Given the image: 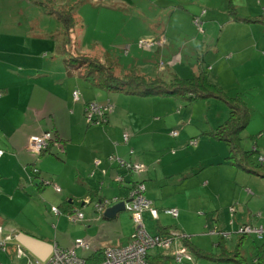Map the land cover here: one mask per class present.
<instances>
[{
    "label": "crops",
    "instance_id": "obj_1",
    "mask_svg": "<svg viewBox=\"0 0 264 264\" xmlns=\"http://www.w3.org/2000/svg\"><path fill=\"white\" fill-rule=\"evenodd\" d=\"M140 1L151 3L154 6L156 3H160L161 9L154 12V21L144 19L138 32L128 34V37H125L121 42L128 43L134 40L131 37L140 38L145 36L154 40L155 46H162L160 51L158 50L159 47L154 49L156 50L154 55H159L156 61L157 69H164V74L161 75L162 78L174 74L190 77L192 73L200 71L205 65L207 68L210 66L206 64L209 57L202 54H198L195 61L186 62L185 64L182 60L179 62L180 64L173 63L172 59L169 62V59L164 55L165 48L176 46L177 35L186 33L195 35L196 28L191 20L197 17L195 14L197 8L188 9L191 16L187 20L190 23L191 31L189 29H179L184 23V13L187 9H175V12H182L175 15H166V8L170 4L166 3L168 0ZM235 1L237 3V0ZM128 2L126 3L130 5L134 3L133 1ZM170 2H175L181 6L198 4V0H174ZM246 2V7H241L239 3L236 5L241 15L243 14L242 16L245 14L250 17L264 16V7L257 9L258 11L254 14L251 13L254 9V3H260L261 0H246ZM114 3L119 8L127 5L123 0H116ZM113 8L120 11L116 7ZM212 8L219 10V17L216 18L212 14ZM210 10V14L209 11H205L200 16L208 20H211V18L213 20L227 18V11L225 14L223 7L220 8L214 4L210 7ZM240 10L245 11L241 12ZM118 15L121 18V15L126 16L127 14L121 12ZM76 20L79 23L81 22L78 17ZM227 23L233 24L234 22L228 21ZM184 26L187 25L184 24ZM203 27L204 30L210 29L212 23H203ZM180 32L183 33L179 34ZM161 37H164L165 43L160 42ZM195 37L198 38L197 35ZM77 44L79 46V40ZM96 44L94 43L95 51H100V44ZM20 45L25 49L28 43H21ZM207 45L209 47L208 43ZM175 51H171L170 54ZM11 56L9 59L0 61V148L4 150V154L0 158V226L4 228V230L2 229L3 238L10 244L8 248V253L11 255L10 260L14 257L13 245L22 247L28 256L43 259L51 255L55 246L71 247L74 236L77 238L86 237L84 239L90 242L89 249L76 248L77 254L84 258L99 250L103 252V249L107 246L126 244L133 229L116 231L117 226L122 227L124 225L121 220L123 213L119 212L114 218L107 219L103 214H96L93 205L95 200L100 198L125 197L128 189L135 182H141L144 185L143 194L151 201V206L158 211L157 218H153L147 210L142 213V218L144 216L156 220L154 221L153 232H156L158 227H162L161 230L165 232L164 234H167V229H169V233L176 232L180 233L181 236L187 235L189 240L185 219L191 226L194 224L199 225L198 212L210 211L213 212L211 218L214 220V211H218L225 203L219 198V191L216 189L218 188L217 180L214 181L215 176L210 175L211 177L204 178V174H209L205 171L207 167L220 166L226 162L227 145L224 144V141L208 134L223 122L220 119L225 118L224 111L221 118L216 119L214 117L210 121L206 116L202 124L198 127L192 126L191 129L187 127L190 123L185 122L187 118L180 115L178 122H182L180 125L182 132L178 134L176 140L177 146H181L180 150L176 154L163 153L167 156H161L163 154L160 155V152H164L168 144L175 143L170 139L164 145L156 147L155 140L162 137V131L166 129L155 127L153 125L155 120H151V115L154 112L158 117L162 116L161 110L159 108L155 109L156 105H169L174 108L181 104L180 98L176 99L173 96L140 97L123 92L107 91L83 79L76 71L67 73L65 65L60 70L51 65L47 59L30 55L26 51L11 52ZM155 56L154 59L146 58L143 55L141 57L133 56L132 60L135 63L141 61L140 66H144L146 63L157 59ZM164 59L171 68L163 62ZM107 60L111 61L110 59ZM181 65L182 67H180ZM211 68V70H214L212 66ZM54 70L56 76L50 77L49 73ZM209 74V78L216 83L215 72ZM73 90H79L83 94L82 99L74 100ZM95 91H100L103 94V97L106 98L105 104L112 101L117 106L112 120L110 116L109 121L103 125L86 123L84 119L85 105L95 99L92 97ZM170 97H173L174 100H170ZM182 105L185 106V104ZM220 109L224 110L222 106L217 110ZM153 118L155 117L153 116ZM201 130L209 136H206L203 132L201 133ZM43 132H50L52 140L47 150L43 151L42 156L40 155L41 157L39 156V160H37L36 156L32 155L27 148L28 141L31 135H38ZM125 132L128 133L130 138L129 143L136 146L138 151L134 159L127 158L128 155L123 145H127L123 143V133ZM199 133L202 136L196 137L195 135ZM193 137L197 139L196 145H198L196 147L188 146L190 150L184 148L191 145L189 141ZM212 147L217 148L218 152H220L219 149L223 151L222 159L216 158L214 154L210 153ZM186 152L188 154L191 152L193 158L184 163ZM113 153H117L127 160L145 163L148 168L146 174L141 172L138 174L140 176L138 179L135 178L137 176L134 174L126 175L128 173L126 170L114 166L108 161L107 156ZM205 154H209L205 160H211L208 165L202 161ZM159 155L160 157L157 159ZM211 156L214 160L210 159ZM60 157L64 158L66 174H50L52 171L50 164L52 162L59 163L56 159ZM33 166L38 168V174L36 175L31 172ZM17 168L20 169V174ZM117 175L123 176L124 180L117 181L115 178ZM194 176H196L194 181H188L189 178ZM204 179L205 181H203ZM42 180L57 184L61 190L56 192L51 184L41 185ZM210 181L215 195L212 207L206 204L204 197H201V191L208 189L207 185ZM91 202V210L86 211L84 214L82 207ZM48 206H55L60 211L59 214H54L58 222V230L54 234L48 226V231H46L48 236L40 235L38 226L40 223H37V217L34 215H31L28 219L25 218L26 225H21L18 221L17 217L23 214V211L44 210L45 213L41 219L48 224L51 215H53L48 210L51 207ZM168 208H175L177 217L172 218V215L165 213L164 209ZM9 210L10 212L13 210L14 215L9 213ZM76 210L83 212L84 218L82 220L74 219V211ZM159 213L165 215L162 221H160ZM127 216H129L133 227L134 224L130 214ZM235 216L238 218V215L233 214L231 222L237 226ZM217 218L215 219V226L218 231H223L224 229L218 224ZM193 230L194 228L191 229V232H194ZM173 242L183 244L181 237L178 235ZM193 245L195 246V244ZM186 247L188 246L186 245ZM199 248L202 249V247ZM18 260L21 264L20 260L23 259L18 258ZM187 261L192 262V260ZM12 262L15 264V261L12 260Z\"/></svg>",
    "mask_w": 264,
    "mask_h": 264
},
{
    "label": "rangeland",
    "instance_id": "obj_2",
    "mask_svg": "<svg viewBox=\"0 0 264 264\" xmlns=\"http://www.w3.org/2000/svg\"><path fill=\"white\" fill-rule=\"evenodd\" d=\"M114 1L116 0H49L54 7L69 3L74 6L72 14L75 19L78 17L81 22L68 32H65L63 26L55 17L46 13L40 6L31 0H0V51H2L0 52V61L11 58V52L26 51V53L30 55H36L41 59H47L51 65L62 70V66L64 67L63 58L74 53H88L90 56H93L94 54L98 55L104 64H112L114 66L113 68L118 71L125 67L131 68L130 66H132L136 71L138 70L143 74L145 73L147 76L161 77V75L164 74V69H157L156 61L158 60L159 55H154L156 52L154 49L159 47L158 50L160 51L162 46L154 45L152 47H147L142 42L141 45H139V40H151L145 36L140 38L131 37V39L134 40L128 43L121 42L125 37H128V34L138 32L144 19L154 21V12L161 9V4L156 3L154 6L151 3L141 2L140 0H123L124 3L128 1H133L134 3L131 5L126 3L127 5H125V7L119 8ZM170 1L174 0H168L166 2L170 3L166 8V15H175L182 12H175V9H187L184 13V23L179 29H189L192 31V29H190V23H188L187 20V18L191 16L188 13V9L197 8V12H195L197 15V21L194 18L191 21L196 28L194 33L198 38L196 39L193 33L181 34L185 31L180 32L179 34L181 35L176 36V46L164 49L165 57L169 59V62L172 59L173 63H179L182 60L184 61L183 64L195 61L198 58V54L209 57L206 62V64L210 65L207 68L208 74L215 72L214 77L216 83L223 87L228 95L240 96L242 101L250 109V119L240 133L239 138L243 148L250 150V161L248 164L258 167L260 165H256L258 157L260 154L264 155V23L258 24L251 22V20L249 22L241 20V22L235 21L231 24L227 23V18H218L214 20L211 18V20H208L207 18H202L200 16L205 11H209L210 14V7L214 4L218 5L220 8L223 7L224 13L226 14L230 3L236 8L237 14L241 15L236 5L239 3L241 7H246V0H237V3L235 0H198V4H189L186 6H181ZM111 5L118 8L120 11H117L115 8L111 7ZM262 7H264V0H261L260 3H254V9L251 13H256L258 11L257 9H261ZM240 11L244 12L245 10ZM121 12H124L127 15H121V18H119L118 14H121ZM212 14L215 15L216 18L220 15L219 10L215 8H212ZM244 16L247 17L248 14H245ZM208 22L212 23V27L204 30L203 23ZM184 24L187 26H184ZM74 37H76V39L78 38L79 46L75 43ZM168 39L170 40V38ZM163 40L164 37H161L160 42L162 43ZM21 43H28L27 48H22L20 45ZM94 43H97L96 45L100 44V51H95ZM207 43L209 44V47ZM129 44H132L133 46H129ZM174 50L176 51L170 54V52ZM142 55L149 59H154L155 56L157 59L150 63H146L144 66H140L141 61L135 63L132 60L133 56L141 57ZM20 56L23 58L22 55ZM106 58L111 61H108ZM163 62L168 64L165 59ZM168 66L171 68L169 64ZM184 66L187 67L186 65ZM211 66L214 70H211ZM180 67H182V65ZM55 74V70L49 73L50 77L56 76ZM164 78H168V76H165ZM82 96L83 94L80 93L79 98L82 99ZM92 97L95 99L91 102L96 103L100 108L105 105L106 98L103 97V94H101L100 91H95ZM180 98L181 99H176H179L181 104L174 108H171L169 105H156L155 109L159 108L162 112V116L158 117L154 112L152 115L155 118L151 115V120H155V123L153 124L155 127H163L166 129L162 131V137L155 140L154 143L156 147L164 145L170 139L175 143L168 144V147L164 149V152H160V155L163 153L176 154L177 151L180 150L181 146H177L176 144L178 134L182 132V128L180 127L182 122H178L180 115L187 118L185 122L190 123L187 125L189 129H191L192 126L198 127L202 124L205 121L206 116L212 121L214 117L216 119L221 118L222 112L224 111L225 118L220 119L224 122V119L229 115V108L221 100L214 97L207 99L198 98L194 101L192 100V102H186L183 97ZM170 100L173 101L174 98L170 97ZM109 103V109L102 118L99 117L95 110L89 109L84 118L85 122L87 123V116L90 112L92 113L91 120L88 122L90 124H93L94 122H98V124L101 125L106 124L109 121L110 116L112 120L117 106L112 101ZM182 104H185V106ZM221 106L224 110H217ZM96 120L102 121L99 122ZM174 130L176 133L178 132L177 135L171 133ZM202 132L203 130H201V133ZM201 133L195 136L201 137ZM203 134L209 136L205 131ZM129 139L128 136V141L123 142L127 145H123L125 146L128 155L127 158L134 159L137 156L138 151L136 146L129 143ZM196 140L195 137L191 138L189 144L193 146L187 145L184 148L190 150V147H196L198 145H196ZM131 149L132 152H130ZM255 149H257V151ZM219 150L220 152H218L217 148L212 147L210 153L214 154V157L222 159L223 151H221V149ZM227 151L228 149L226 146V152ZM165 154L161 156L166 157L167 155ZM114 155L121 157L117 153H114ZM160 155L157 159H159ZM208 155L209 154L203 155L202 159L207 165L211 161L205 160ZM185 157L186 159L184 163L189 162L193 158L191 152L190 154L186 152ZM63 159L64 158L60 157L56 159L59 163L52 162L50 164V167L52 168L50 174H66V166L64 165ZM210 159L214 160L212 156ZM251 160L254 163H252ZM111 164L117 166L114 162ZM143 165L145 166L143 174H146L145 172L148 168L145 163H143ZM205 171L209 174H204V178H208L210 175L215 176L214 181L217 180L216 184L218 185V188L216 189L219 191V198L222 199V202L225 203V205L221 206L218 211H214V220L211 218L213 212L210 211L198 212L200 217L199 225L194 224L191 226L186 219L184 220L187 225L186 229L189 233L190 242L195 245L197 244V247H202L204 251L219 254L221 252V246L217 243L221 240H219L217 233L209 232L216 227L215 219L218 217V224L221 228L226 230L225 232H230L226 237H223L221 234L222 230L219 232V235L226 239V241H223L226 249L228 251H235V249L238 248V253L241 258H243L244 262L246 264H254L258 254V248L263 243L264 237L258 239L254 233L243 236L236 232L243 224H262L264 226V176L257 175L255 172H250L246 169L225 162L220 166L207 167ZM18 172L19 174L21 173L20 169ZM127 174L129 173H126V175ZM134 175L137 176L135 177L136 179L140 177L137 174ZM195 179L196 176L189 178L188 181L192 182ZM203 181H205V179ZM207 186L208 189L201 191V197H204L206 204L212 207L214 205L213 200L215 195L213 187L211 186V181ZM48 207L50 208L51 206ZM82 208L84 209L83 212L85 214L86 211L91 210L92 202ZM231 208H233V211H231ZM48 210L53 214L51 215L48 224H46L45 220L41 219L44 216V210H26L22 212L24 215L21 214L17 218L21 225H26L27 221L25 218L28 219L31 215H34L37 217V223H40V225L38 224L40 235L48 236L46 233V231H48V226L53 234L58 230V222L54 216V212L50 211L51 209ZM8 212L13 213L14 215L13 210H11V212L9 210ZM122 213L123 217L121 220L124 225H122V227L117 226L116 231H119L120 229L126 230L128 228L133 229L134 226L132 227L129 216H127L129 214L128 211L124 210ZM233 214L238 215V218L235 216V222L238 223L237 226L235 223L231 222V216H233ZM164 217L165 215L159 213L160 221H162ZM175 217L177 216H172V218ZM143 218L147 230L152 233L155 225L154 221L156 220L148 219L144 216ZM192 228H194V232H191ZM2 229L4 230V228ZM131 234L132 232L130 233V236ZM75 237L76 236L72 238L73 241L77 238ZM186 237L188 236L186 235ZM177 247H181L180 242H176V244L175 242H172L171 247L167 250H160V254L170 256L172 264H232L229 260L218 261L199 257L198 254L193 250L191 251L188 249V247V253L192 257V262L184 260L179 263L173 258ZM152 251L155 254L158 250ZM10 258L9 253L0 250L1 263L14 264V262H12L13 260L15 261V264H20L13 258L10 260Z\"/></svg>",
    "mask_w": 264,
    "mask_h": 264
},
{
    "label": "trees",
    "instance_id": "obj_3",
    "mask_svg": "<svg viewBox=\"0 0 264 264\" xmlns=\"http://www.w3.org/2000/svg\"><path fill=\"white\" fill-rule=\"evenodd\" d=\"M31 1L35 2L46 13L55 17L66 32L80 24L72 14L73 5L54 7L49 0ZM111 7L114 6L111 5ZM227 20L233 22H241V20L249 22L251 20V22L263 24L264 16H242L237 14L236 8L230 3L227 9ZM75 43H78L76 38ZM62 60L64 61L63 63L67 73L76 71L83 79L107 91L123 92L140 97L156 95L173 96L176 98L183 97L186 102L198 98L207 99L210 97L221 100L229 108V115L224 122L220 123L214 131L208 134L216 139L224 141L227 145L228 152L225 157V163L264 176V159H259L260 156L264 157V155L259 153L260 156L256 164H260L258 167L249 165L250 150L243 148L239 138L240 133L243 131L246 124H248V120L251 116L249 107L242 101L240 96L228 95L221 86L213 82L211 78H209L210 75L208 74L206 65L200 71L192 73L190 77H182L174 74L168 78H162L160 76H147L138 70L136 71L133 67L118 71L113 68V65L104 64L96 54L90 56L88 53H74ZM255 150L257 151V149ZM251 162L254 163L252 160ZM161 229L162 227H158L157 232L164 234L165 232ZM168 231L169 229H167V233H169ZM179 236L182 242L186 244L191 251L193 250L198 254L199 257L218 261L229 260L232 264H246L238 253V248L235 249V251H228L226 249L223 244V241H226V239L223 238L224 236L222 237L218 234V238L221 240L217 243L221 246V252L219 254L204 251L196 245L194 246L191 244L188 237L185 235ZM102 258L103 252L99 250L87 256L85 259L87 264H97ZM170 258L171 257L168 255L160 254V251H156L155 254L150 252L147 257L150 264H172ZM254 264H264V241L258 248V254Z\"/></svg>",
    "mask_w": 264,
    "mask_h": 264
},
{
    "label": "built area",
    "instance_id": "obj_4",
    "mask_svg": "<svg viewBox=\"0 0 264 264\" xmlns=\"http://www.w3.org/2000/svg\"><path fill=\"white\" fill-rule=\"evenodd\" d=\"M197 21V17L194 18ZM141 42L149 47L154 45V40H139L138 44L141 45ZM164 42V40H163ZM72 96L74 100H78L80 97V93L78 90L72 91ZM89 109L95 110L99 117L102 118L104 114L107 113L109 109V103L105 104L103 107H99L96 103L90 102L85 105V117L86 113ZM92 113L90 112L87 116V122L91 120ZM101 122L102 120H96ZM96 123V122H94ZM98 123V122H97ZM172 134L177 135L178 132L172 131ZM52 140V134L50 132H43L38 135H31L28 141V150L32 155L36 156L37 160H39V156L43 153V151L47 150L50 141ZM123 140L127 142L128 133H123ZM132 152V149L130 150ZM4 154V150L0 148V158ZM110 163H116L117 166L126 170L129 174H140L145 170V166L142 163L134 162L131 160L124 159L122 157H117L113 154H110L107 157ZM260 160H263L264 157L260 156ZM32 174H38V168L33 166L31 168ZM117 181H123L124 178L121 175H117ZM49 185L51 184L56 192H59L61 189L57 184L52 183L51 181L42 180L41 185ZM144 185L141 182H135L134 185L130 189H128L127 195L123 198L112 197V198H100L95 200L93 205V210L96 214H103L104 210L112 204L117 202H124L125 210L129 212L131 219L134 224V228L132 230V234L128 240V242L121 246H107L103 249V258L97 264H150L147 257L148 254L152 250H167L171 247V244L175 237L180 235V233H159L153 232L150 233L143 221L142 213L144 211H148L153 218L158 217V211L156 208L151 206V201L143 194ZM51 211L54 212L55 215L59 214L60 211L57 207L52 206ZM233 211V208H231ZM164 212L170 214L172 216L177 215V210L175 208L164 209ZM75 220H82L84 218V214L81 211H74ZM211 233L219 232L216 227L209 231ZM2 227L0 226V250L8 253V248L10 247L8 242L3 238ZM230 232L222 231V235L224 237L228 236ZM238 234L247 235L254 233L256 238L262 239L264 237V226L262 225H252V224H243L239 227ZM76 248L89 249L90 242L84 238H76L73 241L71 247L62 248L55 246L52 250L51 255L48 258H37L28 256L25 250L20 247L13 245L14 257L13 259L20 260L21 264H87V261L84 257L80 256L76 252ZM11 256V255H10ZM17 258V259H16ZM173 258L176 262H183L184 260H192L191 255L188 253V249L186 245L183 243L180 248H176ZM0 264H3L0 262Z\"/></svg>",
    "mask_w": 264,
    "mask_h": 264
},
{
    "label": "water",
    "instance_id": "obj_5",
    "mask_svg": "<svg viewBox=\"0 0 264 264\" xmlns=\"http://www.w3.org/2000/svg\"><path fill=\"white\" fill-rule=\"evenodd\" d=\"M124 210H125L124 202L120 201L107 207L103 212V216L107 219H112L115 217L116 214Z\"/></svg>",
    "mask_w": 264,
    "mask_h": 264
}]
</instances>
